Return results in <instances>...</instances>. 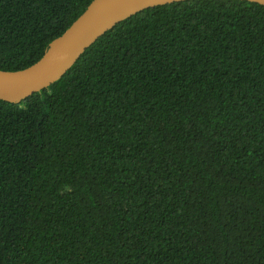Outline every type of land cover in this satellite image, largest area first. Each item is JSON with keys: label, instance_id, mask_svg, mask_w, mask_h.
I'll list each match as a JSON object with an SVG mask.
<instances>
[{"label": "trees", "instance_id": "1", "mask_svg": "<svg viewBox=\"0 0 264 264\" xmlns=\"http://www.w3.org/2000/svg\"><path fill=\"white\" fill-rule=\"evenodd\" d=\"M91 0H0V69ZM0 264H264V5L182 0L0 99Z\"/></svg>", "mask_w": 264, "mask_h": 264}, {"label": "water", "instance_id": "2", "mask_svg": "<svg viewBox=\"0 0 264 264\" xmlns=\"http://www.w3.org/2000/svg\"><path fill=\"white\" fill-rule=\"evenodd\" d=\"M182 0H91L42 56L17 70L0 69V99L19 102L46 88L75 63L83 51L121 20L148 7ZM264 5V0H248Z\"/></svg>", "mask_w": 264, "mask_h": 264}]
</instances>
